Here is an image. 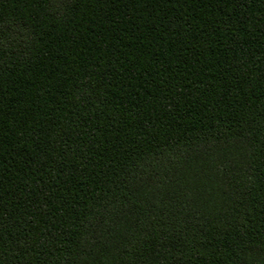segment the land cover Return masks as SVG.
I'll return each mask as SVG.
<instances>
[{
    "label": "trees",
    "instance_id": "16d2710c",
    "mask_svg": "<svg viewBox=\"0 0 264 264\" xmlns=\"http://www.w3.org/2000/svg\"><path fill=\"white\" fill-rule=\"evenodd\" d=\"M0 264H264V0H0Z\"/></svg>",
    "mask_w": 264,
    "mask_h": 264
}]
</instances>
